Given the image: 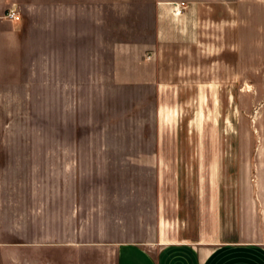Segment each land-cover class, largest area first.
Returning <instances> with one entry per match:
<instances>
[{
    "label": "crops",
    "instance_id": "crops-1",
    "mask_svg": "<svg viewBox=\"0 0 264 264\" xmlns=\"http://www.w3.org/2000/svg\"><path fill=\"white\" fill-rule=\"evenodd\" d=\"M241 1L0 0V264H264V148L229 214L158 178L167 71Z\"/></svg>",
    "mask_w": 264,
    "mask_h": 264
},
{
    "label": "rangeland",
    "instance_id": "rangeland-1",
    "mask_svg": "<svg viewBox=\"0 0 264 264\" xmlns=\"http://www.w3.org/2000/svg\"><path fill=\"white\" fill-rule=\"evenodd\" d=\"M201 29L184 71H167L159 92L158 148L168 154L158 178L177 180L190 203L198 191H221L229 214L244 154L264 148V0L207 13Z\"/></svg>",
    "mask_w": 264,
    "mask_h": 264
},
{
    "label": "built area",
    "instance_id": "built-area-1",
    "mask_svg": "<svg viewBox=\"0 0 264 264\" xmlns=\"http://www.w3.org/2000/svg\"><path fill=\"white\" fill-rule=\"evenodd\" d=\"M7 19L9 20H15V21H19L21 19V17L18 15V13L16 11H10L7 14Z\"/></svg>",
    "mask_w": 264,
    "mask_h": 264
}]
</instances>
